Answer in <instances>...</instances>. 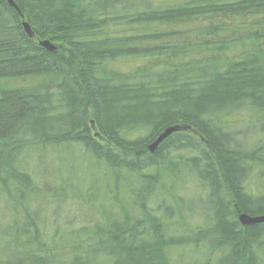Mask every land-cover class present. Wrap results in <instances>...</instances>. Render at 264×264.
<instances>
[{
    "label": "trees",
    "instance_id": "16d2710c",
    "mask_svg": "<svg viewBox=\"0 0 264 264\" xmlns=\"http://www.w3.org/2000/svg\"><path fill=\"white\" fill-rule=\"evenodd\" d=\"M13 2L19 11L0 0V148L12 151L30 141L76 143L111 171L135 173L142 185L153 181L151 169L180 164L205 190L199 201L207 222L190 241L218 251L187 264H261L264 222L242 225L238 215L264 214V193L247 184L248 174L264 166V125L259 142L245 149L220 117L247 109L264 117V28L234 40L232 54L190 59L157 72L138 67L123 73L113 64L176 54L159 38L162 30L183 22L241 15L258 25L264 0H187L163 7L143 0ZM213 30L223 31L214 26L208 33ZM42 39L55 50L40 46ZM170 126L179 129L149 152L148 145ZM15 161L0 153V195L33 185ZM123 213L101 232L80 229L97 237L94 248L77 247L59 264H94L89 258L99 254L111 264H175L169 251L185 246L181 237L166 234L149 213L135 218Z\"/></svg>",
    "mask_w": 264,
    "mask_h": 264
},
{
    "label": "rangeland",
    "instance_id": "374dc122",
    "mask_svg": "<svg viewBox=\"0 0 264 264\" xmlns=\"http://www.w3.org/2000/svg\"><path fill=\"white\" fill-rule=\"evenodd\" d=\"M143 1L153 7H163L187 0ZM248 19L241 15L224 19L205 17L198 24L183 22L171 26L162 30L164 36L159 42L172 44L176 54L166 52L158 59L126 57L113 66L123 73L138 67L157 72L190 59L209 58L225 52L232 54L237 47L234 40L246 37L249 29L256 26L264 28V20L251 25ZM214 26L222 27L223 31L208 33ZM222 46L224 50H219ZM260 115L247 109L220 117V123L235 135L239 145L252 149L259 142L261 134L258 132L264 125V117ZM0 153L16 157L15 164L26 171L33 182L29 188H10L7 194L0 195V264L68 261L77 247L86 245L89 249L95 246L97 237H88L92 232H80V229L98 227L93 231L101 232L108 220L121 219L123 210L133 218L139 212L141 217L149 213L154 218L153 223L166 234L183 239L184 247L169 251L170 260L175 264L200 262L218 253L216 250L209 252L206 243L190 241L207 222V213L202 210L204 202H200L205 200V190L180 164L167 163L151 169L153 181L142 185L135 173L111 171L104 162L93 159L76 143L52 145L30 141L12 151L0 148ZM175 155L170 153V156ZM261 159L264 164V154ZM247 179L249 189L264 193V166L254 168ZM115 196L121 200L116 201ZM138 196L140 200L135 202ZM28 224H33L34 229ZM81 233L84 235L79 237ZM28 243L31 244L26 247ZM260 250L258 257L264 264V245ZM90 259L89 262L94 264H111L101 254Z\"/></svg>",
    "mask_w": 264,
    "mask_h": 264
},
{
    "label": "water",
    "instance_id": "95a60500",
    "mask_svg": "<svg viewBox=\"0 0 264 264\" xmlns=\"http://www.w3.org/2000/svg\"><path fill=\"white\" fill-rule=\"evenodd\" d=\"M8 4L10 6H12L14 9H16L17 11L18 8L15 5V3L13 2V0H7ZM21 17L23 18V15L21 14ZM21 25L23 27L24 32L28 35V36H32V32L30 29V26L28 24V22H26L25 20L21 21ZM38 44L42 47H44L45 49L49 50V51H54L55 50V45H53L49 40H39ZM179 129L178 126H170L165 128L162 132H160L157 137L148 145V150L150 152H153L158 145L168 136L170 135L172 132L177 131ZM238 220L242 225H251V224H257V223H261L264 222V214L263 215H258V216H249L245 213H240L238 215Z\"/></svg>",
    "mask_w": 264,
    "mask_h": 264
}]
</instances>
